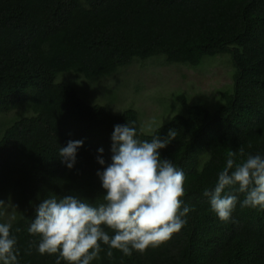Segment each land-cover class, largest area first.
<instances>
[{"label":"trees","instance_id":"obj_1","mask_svg":"<svg viewBox=\"0 0 264 264\" xmlns=\"http://www.w3.org/2000/svg\"><path fill=\"white\" fill-rule=\"evenodd\" d=\"M230 47L232 93H221L209 112L172 91L178 114L149 133L141 131L137 109L112 113L56 82L64 72L87 81L105 78L155 56L196 67ZM22 106L26 116L0 136V200L6 205L0 223L12 224L18 264H55L57 256L41 255L40 237L27 231L36 208L53 195L102 203L97 172L111 163L114 127L128 122H135L142 141L177 131L159 152L183 170L182 205L192 210L160 246L130 256L112 249L109 258L101 242L90 264H264V209L242 208L244 194H238L231 218L221 221L204 195L214 190L229 151L237 153V163L264 157V0H0V110ZM69 141L83 142L71 170L58 155Z\"/></svg>","mask_w":264,"mask_h":264},{"label":"clouds","instance_id":"obj_2","mask_svg":"<svg viewBox=\"0 0 264 264\" xmlns=\"http://www.w3.org/2000/svg\"><path fill=\"white\" fill-rule=\"evenodd\" d=\"M137 135L135 122L114 127L111 163L97 172L106 193L102 203L93 205L76 195H53L39 204L27 231L40 237L37 250L41 255H56L55 264H90L99 257L101 242L108 246L109 258L112 249L130 256L133 251L143 253L160 246L184 227L192 210L182 205L185 174L172 161L162 160L159 152L175 140L177 131L170 129L165 137L153 135L150 141L139 140ZM82 143L69 141L59 149L61 162L70 170ZM236 155L227 153L214 190L204 191L221 221L231 218L238 194H244L242 208L264 209V157L248 155L237 163ZM239 155H244L243 148ZM97 159L105 165L102 158ZM226 188L233 192L225 193ZM4 206L0 200V207ZM11 228V223H0V264H18L17 240Z\"/></svg>","mask_w":264,"mask_h":264},{"label":"rangeland","instance_id":"obj_3","mask_svg":"<svg viewBox=\"0 0 264 264\" xmlns=\"http://www.w3.org/2000/svg\"><path fill=\"white\" fill-rule=\"evenodd\" d=\"M231 51L230 47L225 53L204 57L196 67L167 64L163 56H155L145 61L133 60L105 78L87 81L74 72H64L57 75L56 82L73 86L83 102L103 106L112 113L128 107L137 109L141 129L149 133L152 125L162 126L178 114L179 108H174L171 99L172 91L186 95L209 112L214 111L221 103V93L233 91L236 68ZM168 92L171 93L167 95ZM26 113L23 106L0 110V136Z\"/></svg>","mask_w":264,"mask_h":264}]
</instances>
